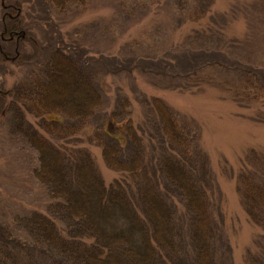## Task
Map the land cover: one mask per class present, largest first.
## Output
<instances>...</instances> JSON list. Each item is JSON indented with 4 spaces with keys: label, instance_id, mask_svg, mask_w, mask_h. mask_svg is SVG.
Returning <instances> with one entry per match:
<instances>
[{
    "label": "trees",
    "instance_id": "obj_1",
    "mask_svg": "<svg viewBox=\"0 0 264 264\" xmlns=\"http://www.w3.org/2000/svg\"><path fill=\"white\" fill-rule=\"evenodd\" d=\"M47 1L58 10L81 0ZM13 8H4L1 37L15 41L24 30ZM261 18L264 25V0ZM50 44L40 69L15 86L7 110L10 129L37 152L34 177L50 201L43 212L16 215L10 229L0 226V264H232L222 195L201 146L200 125L151 95L135 100L140 117L134 120L121 88L104 111L110 99L100 86V68L90 65L98 62ZM231 53L209 49L207 60L187 61L181 73L176 64L151 70L134 60L118 70L131 80L142 72L161 74L164 87L195 92L211 80L200 70L221 69L233 73L231 97L239 106L263 99V71L251 61L237 68L238 60L228 62ZM229 85L224 81L220 88ZM89 125L94 130L88 141L119 172L107 185L77 136ZM240 161L235 174L225 167L226 174L260 229L244 261L264 264V150L249 148Z\"/></svg>",
    "mask_w": 264,
    "mask_h": 264
},
{
    "label": "rangeland",
    "instance_id": "obj_2",
    "mask_svg": "<svg viewBox=\"0 0 264 264\" xmlns=\"http://www.w3.org/2000/svg\"><path fill=\"white\" fill-rule=\"evenodd\" d=\"M175 1L81 0L57 10L47 0H0V226L10 229L16 215L43 212L50 201L34 177L37 152L10 129L7 110L15 86L40 69L51 43L80 60L98 62L90 65L100 68V86L110 99L104 111L112 108L115 91L121 88L130 100L134 120L140 117L135 100L151 95L162 98L179 114L200 125L201 146L222 195L223 232L231 249L227 255L232 264H246L245 251L260 229L244 213L235 180L227 176L225 167L235 174L247 149L264 150V98L239 106L231 97L233 73L221 69L200 70L199 73L211 76L209 83H202L200 91L181 92L164 87L161 74L134 72V76H139L131 80L118 68L123 63L131 65L134 60L147 63L146 69L151 70L161 69L165 63L176 64V71L181 73V65L207 60L205 51L217 49L232 50L228 62L238 60L234 62L237 68L253 62L264 74L262 0ZM14 6L19 9L16 10L24 31L15 41L5 40L1 37L4 8ZM153 62L158 66L149 65ZM224 81L230 83L225 90L220 88ZM93 130L89 125L77 136L82 140L80 145L88 148L107 185L119 172L108 168L100 146L89 142Z\"/></svg>",
    "mask_w": 264,
    "mask_h": 264
}]
</instances>
